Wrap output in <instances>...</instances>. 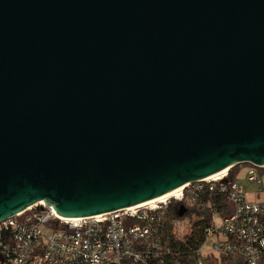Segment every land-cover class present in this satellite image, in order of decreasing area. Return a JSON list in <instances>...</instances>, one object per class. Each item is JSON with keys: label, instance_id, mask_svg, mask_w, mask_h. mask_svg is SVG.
I'll return each instance as SVG.
<instances>
[{"label": "water", "instance_id": "95a60500", "mask_svg": "<svg viewBox=\"0 0 264 264\" xmlns=\"http://www.w3.org/2000/svg\"><path fill=\"white\" fill-rule=\"evenodd\" d=\"M242 163L264 164V0H0V220Z\"/></svg>", "mask_w": 264, "mask_h": 264}, {"label": "built area", "instance_id": "2783aa9c", "mask_svg": "<svg viewBox=\"0 0 264 264\" xmlns=\"http://www.w3.org/2000/svg\"><path fill=\"white\" fill-rule=\"evenodd\" d=\"M242 164L249 165L248 180L263 184L264 193V164ZM228 173L190 182L164 202L93 216H61L52 204L37 202L0 220V264H203L207 258L231 256L243 264H264V199L250 200ZM205 191L223 195L233 210L226 216L213 212L207 239L190 253L175 254L161 235L165 212L172 198L194 204ZM185 226L182 220L173 223L180 235Z\"/></svg>", "mask_w": 264, "mask_h": 264}, {"label": "trees", "instance_id": "16d2710c", "mask_svg": "<svg viewBox=\"0 0 264 264\" xmlns=\"http://www.w3.org/2000/svg\"><path fill=\"white\" fill-rule=\"evenodd\" d=\"M243 165L238 164L229 170L228 177L230 180L236 179ZM180 204H184L187 207V212L183 217L178 215ZM232 210V206L227 202L226 198L217 192L209 193L205 191L197 198L194 204L172 200L165 212V227L161 229V235L166 245H169L175 251V254L190 253L192 248L199 247L207 239L205 227L211 222L213 212L226 216ZM176 220L185 222L187 220L189 227L185 235H180L174 230L173 223ZM234 258L235 256L223 257L222 261L228 262ZM213 259H211L209 264H214L215 259Z\"/></svg>", "mask_w": 264, "mask_h": 264}, {"label": "rangeland", "instance_id": "374dc122", "mask_svg": "<svg viewBox=\"0 0 264 264\" xmlns=\"http://www.w3.org/2000/svg\"><path fill=\"white\" fill-rule=\"evenodd\" d=\"M243 165V164H242ZM249 165L248 164H244L242 166L241 171H239L238 176H237V181L240 182L244 187H245V191L247 193V197L250 200H258V199H264V193H260V189L263 186V184H259L256 182L251 183L248 180L247 177V171H248ZM262 175H264V170H261ZM258 193H260V195L258 196ZM178 195V194H177ZM169 199V198H168ZM174 200V198H172ZM214 219L216 222H220V217L218 215L214 216ZM188 225H187V220H186V226L185 228L182 229V234L181 235H185L188 231ZM221 257L219 260L215 259L214 264H243V262L241 260H238V258H234L231 261L228 262H223ZM212 258H207L206 260H208L207 262L203 261V264H209V262L211 261ZM213 259V260H214Z\"/></svg>", "mask_w": 264, "mask_h": 264}, {"label": "bare ground", "instance_id": "6f19581e", "mask_svg": "<svg viewBox=\"0 0 264 264\" xmlns=\"http://www.w3.org/2000/svg\"><path fill=\"white\" fill-rule=\"evenodd\" d=\"M230 169V166L228 168H226L224 171L220 172V173H217L215 175H212L210 177H207V178H204V179H200V180H203V181H208V180H212V179H218L220 177H222L223 175H225ZM188 184V183H187ZM187 184H185L183 187H181L180 189L174 191V192H171L163 197H160V198H157L155 200H152V201H149V202H146L144 204H141V205H134V206H130L129 208H141V207H144V206H147V205H151V204H154V203H157V202H164L166 201L168 198L170 197H175L177 196V194L179 195L180 191L183 190ZM29 207H26V209H28ZM25 209V210H26ZM24 210V211H25Z\"/></svg>", "mask_w": 264, "mask_h": 264}]
</instances>
